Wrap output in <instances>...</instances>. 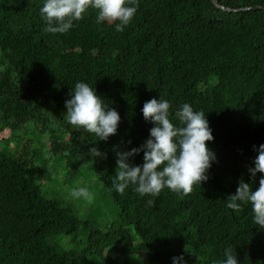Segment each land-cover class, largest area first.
I'll use <instances>...</instances> for the list:
<instances>
[{"label": "trees", "instance_id": "obj_1", "mask_svg": "<svg viewBox=\"0 0 264 264\" xmlns=\"http://www.w3.org/2000/svg\"><path fill=\"white\" fill-rule=\"evenodd\" d=\"M44 3L0 0V264H220L229 247L264 264L251 205L227 207L241 179L264 177L249 172L264 145V0H138L123 32L90 8L63 34L44 31ZM77 82L119 113L107 140L68 123ZM161 97L173 116L205 113L209 179L188 195L121 194L117 153L150 138L142 108ZM82 178L91 201L71 195Z\"/></svg>", "mask_w": 264, "mask_h": 264}, {"label": "clouds", "instance_id": "obj_2", "mask_svg": "<svg viewBox=\"0 0 264 264\" xmlns=\"http://www.w3.org/2000/svg\"><path fill=\"white\" fill-rule=\"evenodd\" d=\"M138 0H45L41 8V16L46 22L45 32L66 33L74 21L83 19L91 8L97 10V23L115 22L116 31L123 32L138 10ZM171 104L168 100L158 101L153 98L145 102L142 112L145 120L154 123L150 129V138L139 148L117 153V175L113 188L123 194L131 184L141 196H158L165 188L188 195L193 186L202 184L209 179L206 174L216 160L215 153L208 147L214 140L209 121L203 111H194L190 104H183L174 116L170 113ZM66 119L73 126L83 128L89 133H95L101 140H107L115 135L121 120L115 109H110L95 89L84 82H77L71 93V99L66 101ZM173 119L178 121L174 124ZM254 160L255 167L249 168L253 181L257 173H264V145L257 149ZM144 153V163L134 165L130 158ZM94 157L102 154L97 148L90 149ZM71 195L91 201L93 194L87 187L74 188ZM227 207L237 212L242 204H250L253 222L264 229V177L259 180L255 190L243 179L235 194L227 198ZM147 204L151 206L153 200ZM226 257L220 264H239L231 247L224 252ZM174 264H187L183 256L174 257Z\"/></svg>", "mask_w": 264, "mask_h": 264}, {"label": "rangeland", "instance_id": "obj_3", "mask_svg": "<svg viewBox=\"0 0 264 264\" xmlns=\"http://www.w3.org/2000/svg\"><path fill=\"white\" fill-rule=\"evenodd\" d=\"M9 134V130L6 132L5 135H8ZM83 179V178H82ZM87 183V181H85L84 179L80 181V185H82L83 187L85 186V184ZM76 186H79V184L77 183ZM75 186V187H76Z\"/></svg>", "mask_w": 264, "mask_h": 264}]
</instances>
